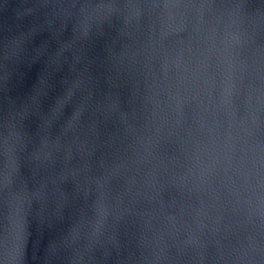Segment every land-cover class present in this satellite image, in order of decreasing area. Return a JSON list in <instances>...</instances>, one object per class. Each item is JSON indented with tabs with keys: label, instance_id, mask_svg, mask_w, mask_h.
I'll return each mask as SVG.
<instances>
[{
	"label": "water",
	"instance_id": "obj_1",
	"mask_svg": "<svg viewBox=\"0 0 264 264\" xmlns=\"http://www.w3.org/2000/svg\"><path fill=\"white\" fill-rule=\"evenodd\" d=\"M0 264H264V0H0Z\"/></svg>",
	"mask_w": 264,
	"mask_h": 264
}]
</instances>
